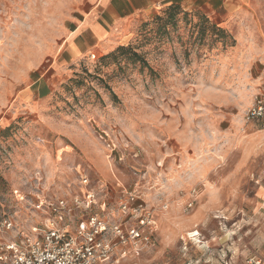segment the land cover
<instances>
[{"label":"rangeland","instance_id":"1","mask_svg":"<svg viewBox=\"0 0 264 264\" xmlns=\"http://www.w3.org/2000/svg\"><path fill=\"white\" fill-rule=\"evenodd\" d=\"M85 1L0 0V221L27 229L37 196L89 192L78 226L107 223L108 264L262 258L264 116L245 115L264 99V0H228L223 28L161 10L120 36L139 59L67 70Z\"/></svg>","mask_w":264,"mask_h":264},{"label":"built area","instance_id":"2","mask_svg":"<svg viewBox=\"0 0 264 264\" xmlns=\"http://www.w3.org/2000/svg\"><path fill=\"white\" fill-rule=\"evenodd\" d=\"M263 116L264 99L256 98L245 119L249 121ZM81 178L82 184L88 185V180L84 176ZM93 199L89 192L70 202L63 198L53 201L37 196L33 207L43 216L39 221L27 229L17 227L9 218L0 221V264H108L112 261L114 244L104 237L107 223L95 214L81 220L83 227L78 226L82 214L95 204ZM115 234L116 239L125 240L120 226L115 228ZM128 235L133 239L140 237L139 230L135 229ZM263 260L264 255L262 258L253 256L247 264H262Z\"/></svg>","mask_w":264,"mask_h":264},{"label":"crops","instance_id":"3","mask_svg":"<svg viewBox=\"0 0 264 264\" xmlns=\"http://www.w3.org/2000/svg\"><path fill=\"white\" fill-rule=\"evenodd\" d=\"M227 1L86 0L83 16L65 40L70 59L67 70L80 67L92 53L98 57L111 53L121 45L120 36L129 34L132 26L170 6H178L185 13L199 12L210 23L223 28L221 22L214 21V15L220 12L228 17L231 8Z\"/></svg>","mask_w":264,"mask_h":264},{"label":"trees","instance_id":"4","mask_svg":"<svg viewBox=\"0 0 264 264\" xmlns=\"http://www.w3.org/2000/svg\"><path fill=\"white\" fill-rule=\"evenodd\" d=\"M164 11L167 13V15H168L167 17L168 18H172L178 13H185L178 6H170L167 9H165ZM210 24L215 26V28L218 27V26H216V25H214L212 23H210ZM117 54H119L121 57L126 55V54H131V57H133L134 59H136V60L139 59L138 54H136L135 52L131 51V48L129 46L128 47L119 46L114 51H112L111 53L99 58L98 59V63L100 65H102L103 61H105V60H112V62H114V61L117 62V58H118ZM103 65L105 66L106 64H103ZM144 65L146 66V64H144Z\"/></svg>","mask_w":264,"mask_h":264}]
</instances>
